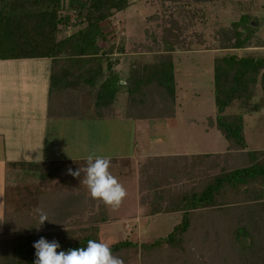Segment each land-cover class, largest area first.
<instances>
[{
  "label": "trees",
  "instance_id": "obj_1",
  "mask_svg": "<svg viewBox=\"0 0 264 264\" xmlns=\"http://www.w3.org/2000/svg\"><path fill=\"white\" fill-rule=\"evenodd\" d=\"M180 1L162 0L175 6H181ZM210 1L185 0V4ZM130 4V0H0V59L97 58L101 44L116 38L109 22ZM66 10L73 11L75 20ZM73 22L79 30L67 34ZM161 28L160 40L135 44L131 50L133 54H155L156 61L148 65L135 63L131 68L127 118L145 121L176 116L173 53L181 41L171 25ZM238 28L235 24L227 32L220 50L249 47L254 29ZM112 51L110 48L103 55ZM116 52L125 54L124 45H118ZM106 60L101 57L99 62ZM111 69L110 63L96 100L100 118L111 115L105 110H112L120 86L119 74ZM259 86L263 95L253 104ZM214 91L217 117L210 118L208 125L225 137L227 152L147 159L142 166V171L149 173L140 181L141 191L146 192L141 203L152 215L178 214L181 220L166 237L151 244L126 240L112 245L113 255L123 259L124 264H264V151H247L243 116L225 114L235 105L247 113L264 108V57L234 54L217 58ZM178 161L185 163L181 166ZM175 168L180 170L178 175L173 172ZM83 177L81 172L80 177L72 176L68 181H82ZM83 186L78 198L83 201L81 208L88 209L86 216L83 212L77 220L45 221L40 226L35 213L22 214L10 206L12 192L28 187L9 189L0 264H34L33 244L41 237L58 241V251L86 247L88 240L100 241V225L111 221L110 213ZM15 218L20 220L14 222Z\"/></svg>",
  "mask_w": 264,
  "mask_h": 264
},
{
  "label": "crops",
  "instance_id": "obj_2",
  "mask_svg": "<svg viewBox=\"0 0 264 264\" xmlns=\"http://www.w3.org/2000/svg\"><path fill=\"white\" fill-rule=\"evenodd\" d=\"M116 42L117 39L113 38L111 42L101 44L100 56L94 59L90 57L63 61L0 59V180L4 181L2 183L0 226L3 230L6 224V193L16 186L28 188H20L12 192L9 202L13 210L18 209L22 199L27 195L31 213H34L35 208H41L48 215L49 221H46L48 223L52 221L67 223L69 220L80 219L85 210L81 208L83 201L78 203L77 199L78 192L84 190V186L76 179L68 181L72 175H69L67 170L71 168L75 171L85 167V158L95 153L111 158V173L116 178L121 177L124 180L121 184L127 191L126 197L135 198V206L128 211L127 216H124L127 222L133 223V225L127 223L124 225L129 237L131 230L140 227L143 220H154L162 215L150 216L148 206L141 203V198L146 192L141 191L140 181L149 173L142 171V166L147 159L217 155L227 152L228 144L226 143L221 150L211 149L208 152L193 154V146H190V143H193L191 128L179 124L177 106L174 118L145 120L160 122L159 130L164 131L165 136L158 134L159 142H154L156 136L153 133L149 149L142 150L137 137L141 127L137 124L145 121L126 117L130 73L126 79L120 78V86L112 110L110 112L105 110L111 115L104 118L98 117L96 100L100 86L108 76L110 63L112 64L111 70L120 74L122 59L126 55L116 52ZM110 48L113 49L112 54L103 55ZM133 55L135 61L131 62V68L135 63L148 65L142 61V56L147 54L132 53L131 56ZM101 57L107 60L100 63ZM117 59L119 62L116 65ZM105 111L102 110V112ZM132 121L136 123L134 130L131 125ZM106 124L113 126L111 131L116 129L112 136L105 137L102 134ZM121 128L126 131L128 129L127 135L133 136L128 142L125 141V136L118 137L117 132ZM211 129L213 130L209 128L206 132L209 133ZM152 130L154 132V128ZM107 138L111 142L113 155L102 151L107 146L102 145L107 142ZM247 151L251 150L247 149ZM178 162L181 166L185 163ZM178 162L173 163L180 166ZM22 169L31 171L25 180L13 172ZM178 170L175 168L173 171L175 175H178L180 171ZM5 176L8 179L6 184ZM107 208L111 213L112 209ZM57 212L58 214L53 217L50 215V213ZM173 215L178 216L177 223H179L180 215ZM121 218L111 216V221ZM17 219L20 220V218H15L14 222H18L15 221ZM34 219L39 220L38 215L34 216Z\"/></svg>",
  "mask_w": 264,
  "mask_h": 264
},
{
  "label": "rangeland",
  "instance_id": "obj_3",
  "mask_svg": "<svg viewBox=\"0 0 264 264\" xmlns=\"http://www.w3.org/2000/svg\"><path fill=\"white\" fill-rule=\"evenodd\" d=\"M130 2V6L125 11L117 13L109 22L111 28L115 29L116 45H124L125 51H128L123 56L119 77L126 79L130 73L131 62L135 61V56H131L133 46L138 43H152L154 40H160V35L163 32L161 27L166 25L170 27L171 25V28L174 29L173 32L179 36L181 41L180 45H177L178 50L173 53V69L178 97L177 113L179 116L177 120H179V124L190 126L191 128L193 143H190V146H193V154L208 152L211 149L221 150L227 143L222 133L215 128L209 130V133L206 132L210 128L208 125L210 118L217 117L214 91L215 60L234 54L240 57H264V0H212L204 3L191 2L189 5L185 4V0H183V2H179L181 6L164 3L162 0H130ZM65 13H68L72 18L74 17L73 11L66 10ZM73 19L75 20V18ZM74 24L75 22L67 30V34L79 30V27ZM235 24H239V30H244L246 27L254 29V31L250 32L251 41L249 47L240 51L220 50L222 42L226 40L227 32L233 29ZM64 35L65 33L61 37ZM142 61L151 64L156 61V55H143ZM258 91L259 94L253 100V104L258 103L263 95L260 86ZM247 112L235 105L227 109L225 114L242 115L248 150L264 151V108L259 111H252V113ZM159 123L142 121L137 124L141 127L138 130L137 137L142 150L149 149L153 133L156 136L154 142H159L157 140L158 134L165 136L164 131L159 130ZM131 125L134 130L133 127H135L136 123L132 121ZM112 128L111 124H106L102 134L105 137L107 135L112 136L113 131H116V129L111 131ZM127 131L121 128L117 132L119 138L125 136L126 142L133 138V136L127 135ZM133 133L131 130V134ZM105 144L107 146L102 151L105 154L113 155V148H111V142L108 138L107 142L102 145ZM13 172H16L15 175L23 180L31 174V171L24 169ZM6 178L5 176V184L8 182ZM117 179L120 183L124 181L121 177ZM2 183L4 181L0 180V225L2 220ZM77 200L78 203L82 201L80 198ZM28 201L26 195L16 211L22 214H31V206ZM134 206L135 198L131 197L128 199L125 197L118 209L113 210L109 207L112 209L110 217L122 218L102 224L100 227V241L107 243L110 247L126 240L138 245L151 244L159 238L166 237L178 224V216L160 215L154 220H143L140 227L133 228L131 230L132 233H129L128 237L124 225L126 223L133 225V223L127 222L128 220L124 216H127L129 214L128 211ZM84 210V215L86 216L88 209L85 208ZM149 212L151 216V211ZM57 214L58 212L50 213L52 217ZM143 214L146 215L145 212ZM3 233L4 230L0 226V237H2Z\"/></svg>",
  "mask_w": 264,
  "mask_h": 264
},
{
  "label": "clouds",
  "instance_id": "obj_4",
  "mask_svg": "<svg viewBox=\"0 0 264 264\" xmlns=\"http://www.w3.org/2000/svg\"><path fill=\"white\" fill-rule=\"evenodd\" d=\"M85 160V167L75 171L69 168L68 174L78 178L83 172L81 183L86 186L91 198L113 210L118 209L127 191L110 171L111 158L92 153ZM34 213L38 215L39 226L49 221L47 213L41 208H35ZM33 247L36 250L34 264H124L123 259L113 255L110 246L103 241L88 240L86 247L58 251V241L41 237L34 242Z\"/></svg>",
  "mask_w": 264,
  "mask_h": 264
}]
</instances>
